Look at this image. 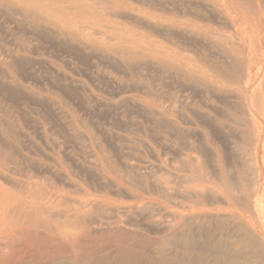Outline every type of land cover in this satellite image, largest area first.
I'll use <instances>...</instances> for the list:
<instances>
[{"label": "rangeland", "instance_id": "obj_1", "mask_svg": "<svg viewBox=\"0 0 264 264\" xmlns=\"http://www.w3.org/2000/svg\"><path fill=\"white\" fill-rule=\"evenodd\" d=\"M258 13L264 0H0V227L87 230L0 238V254L95 264L129 243L156 264H264Z\"/></svg>", "mask_w": 264, "mask_h": 264}, {"label": "bare ground", "instance_id": "obj_2", "mask_svg": "<svg viewBox=\"0 0 264 264\" xmlns=\"http://www.w3.org/2000/svg\"><path fill=\"white\" fill-rule=\"evenodd\" d=\"M251 12H252V10L250 7L244 8V10H242V15H241L242 19L247 21L248 19H246L247 18L246 15H248ZM257 20H258V25H260L264 22L262 13H258V19ZM237 31H238L239 35H242V37H240L239 40H240L241 46L244 48V50L246 49V45L250 46V51L254 50V47L256 44H255V41L253 40V36L251 38L249 37V39H248L247 27H242L240 29L237 28ZM247 41H249V42H247ZM259 43H261V46H262V42L259 41ZM262 95H263L262 106L257 107L256 104L253 106L254 111L260 115L264 114V92L262 93ZM22 218L23 217H21V220H22ZM31 218H33V217H31ZM4 219L6 222L7 221L6 218H4ZM8 224H9V222H8ZM86 231H87L86 226H83L81 224L74 223V222L62 223V224H57V225H55V224L54 225H41V223L38 224L36 221H34L32 219L31 221H26V222L25 221H16L15 223L13 222V224H10V225L6 224V226H1L0 227V238L11 239V241H13L12 239H14V238L17 239V238L21 237L23 239V238L35 236L38 233L42 232V233L47 234L48 236L56 237L63 242H66L69 244H74L77 240H79V238L81 236H84ZM4 241H6V240H4ZM59 257H58L59 260H61V256H59ZM91 258L93 261H96V259H97V261H96L97 264H98V261H99V264H156L155 261H152L150 259V257H148V255L145 256L143 254H140L138 251H136L134 249V247L130 246L129 243H126L124 249H121L119 251V254L117 253L116 255H112L109 257H103L102 259H99L97 257V255L92 254ZM65 260L66 259H64V261ZM66 263H67V261H66ZM0 264H32V263H29L28 261H15L14 259H11L10 257H8L2 253V254H0ZM82 264H84V263H82Z\"/></svg>", "mask_w": 264, "mask_h": 264}]
</instances>
